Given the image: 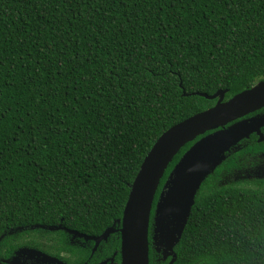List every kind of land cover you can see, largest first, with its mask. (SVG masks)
Returning <instances> with one entry per match:
<instances>
[{
  "label": "trees",
  "instance_id": "trees-1",
  "mask_svg": "<svg viewBox=\"0 0 264 264\" xmlns=\"http://www.w3.org/2000/svg\"><path fill=\"white\" fill-rule=\"evenodd\" d=\"M261 80L264 0H0V235L119 227L157 138L215 104L194 92L228 99ZM192 143L157 190L149 264L170 260L152 245L154 207ZM234 159L200 185L173 264H264V188L221 183ZM29 232L76 249L62 230ZM103 243L119 260V231Z\"/></svg>",
  "mask_w": 264,
  "mask_h": 264
},
{
  "label": "water",
  "instance_id": "water-1",
  "mask_svg": "<svg viewBox=\"0 0 264 264\" xmlns=\"http://www.w3.org/2000/svg\"><path fill=\"white\" fill-rule=\"evenodd\" d=\"M225 92L224 89L213 94L194 92L207 99H216L215 104L170 126L157 138L130 185L122 216L116 221L120 226L115 228L113 224L94 236L98 242L106 240L111 232L119 231L120 264H149V226L154 199L169 163L187 142L193 141L169 172L154 207L152 245L161 252L163 259L170 257L168 264L176 259L174 247L183 234L204 179L241 139L264 124L262 116L241 119L226 126L264 106V80L226 100ZM35 227L54 230L61 224Z\"/></svg>",
  "mask_w": 264,
  "mask_h": 264
},
{
  "label": "flooded vegetation",
  "instance_id": "flooded-vegetation-1",
  "mask_svg": "<svg viewBox=\"0 0 264 264\" xmlns=\"http://www.w3.org/2000/svg\"><path fill=\"white\" fill-rule=\"evenodd\" d=\"M262 116L264 106L229 122L226 126L241 119L251 120L250 118ZM242 147H249V150L239 157L235 156V153L243 149ZM230 151L232 153L228 156L235 158L237 167L228 172L221 183L254 184L264 188V124L248 137L241 139ZM233 170L236 171L232 172ZM36 228L42 227L32 225L5 231L0 238V264H120V258L116 259L117 251L111 256L103 257L105 240L96 242L94 239V236L100 234H85L61 224L60 228L54 230H62L68 245L76 249L56 251L57 246L47 241L48 236L29 232Z\"/></svg>",
  "mask_w": 264,
  "mask_h": 264
},
{
  "label": "rangeland",
  "instance_id": "rangeland-1",
  "mask_svg": "<svg viewBox=\"0 0 264 264\" xmlns=\"http://www.w3.org/2000/svg\"><path fill=\"white\" fill-rule=\"evenodd\" d=\"M237 148H239V146L237 147ZM237 148H235V149H237ZM232 152L230 151L227 155H230ZM234 171H236V170H233L232 172H234ZM227 175V174H226ZM225 178V175H224V177H223V179ZM223 179H222V181H223ZM243 185H248V186H254V184H243Z\"/></svg>",
  "mask_w": 264,
  "mask_h": 264
}]
</instances>
